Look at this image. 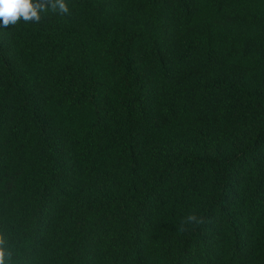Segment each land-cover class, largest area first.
I'll use <instances>...</instances> for the list:
<instances>
[{"label":"trees","instance_id":"trees-1","mask_svg":"<svg viewBox=\"0 0 264 264\" xmlns=\"http://www.w3.org/2000/svg\"><path fill=\"white\" fill-rule=\"evenodd\" d=\"M66 2L0 26L8 264H264V0Z\"/></svg>","mask_w":264,"mask_h":264},{"label":"clouds","instance_id":"clouds-1","mask_svg":"<svg viewBox=\"0 0 264 264\" xmlns=\"http://www.w3.org/2000/svg\"><path fill=\"white\" fill-rule=\"evenodd\" d=\"M51 10L60 15H70V9L66 0H0V22L3 28L15 26L21 20L24 22L39 23L42 13ZM205 223L202 216L195 212L185 216L179 226L180 231H186V225L199 226ZM11 253L5 249V237L0 234V264H8Z\"/></svg>","mask_w":264,"mask_h":264}]
</instances>
